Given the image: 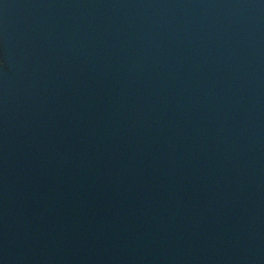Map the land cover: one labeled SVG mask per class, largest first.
Listing matches in <instances>:
<instances>
[{
    "label": "water",
    "instance_id": "obj_1",
    "mask_svg": "<svg viewBox=\"0 0 264 264\" xmlns=\"http://www.w3.org/2000/svg\"><path fill=\"white\" fill-rule=\"evenodd\" d=\"M0 264H264V0H0Z\"/></svg>",
    "mask_w": 264,
    "mask_h": 264
},
{
    "label": "snow or ice",
    "instance_id": "obj_2",
    "mask_svg": "<svg viewBox=\"0 0 264 264\" xmlns=\"http://www.w3.org/2000/svg\"><path fill=\"white\" fill-rule=\"evenodd\" d=\"M4 58H3V55L0 54V66H2L4 64Z\"/></svg>",
    "mask_w": 264,
    "mask_h": 264
}]
</instances>
